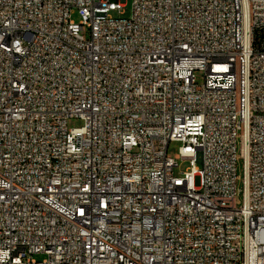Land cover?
I'll list each match as a JSON object with an SVG mask.
<instances>
[{
	"label": "built area",
	"instance_id": "1",
	"mask_svg": "<svg viewBox=\"0 0 264 264\" xmlns=\"http://www.w3.org/2000/svg\"><path fill=\"white\" fill-rule=\"evenodd\" d=\"M130 1L0 0V264H264V0Z\"/></svg>",
	"mask_w": 264,
	"mask_h": 264
},
{
	"label": "rangeland",
	"instance_id": "2",
	"mask_svg": "<svg viewBox=\"0 0 264 264\" xmlns=\"http://www.w3.org/2000/svg\"><path fill=\"white\" fill-rule=\"evenodd\" d=\"M125 5H126V8H125V11L122 14V16L128 17L131 14V1L126 0ZM114 15H118V13L116 12V13H114ZM72 18L77 22H79L81 19L80 15L77 11H74L72 13ZM196 73H197L198 80L201 83L203 81L202 73L198 72V71ZM83 124H84V120L81 118H71L68 122L69 128L80 127ZM181 146H182V142H180V141L170 142L168 154L172 157H175L179 153V149ZM178 164H179V166L177 168H175V171H174L176 175H180L183 171H186L190 167V160L189 159H179ZM197 165L200 166V163H198ZM238 168H239V173L242 174V172H243V161H242V159L238 163ZM195 182L197 185L199 184V182H200L199 177L195 178ZM241 185H242V181H240V183H239V186H241ZM45 257H46V254H44V253L34 254V258L36 260H39V261L43 260Z\"/></svg>",
	"mask_w": 264,
	"mask_h": 264
}]
</instances>
